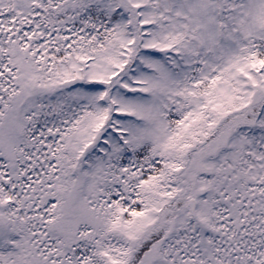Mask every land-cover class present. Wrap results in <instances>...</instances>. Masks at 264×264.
I'll list each match as a JSON object with an SVG mask.
<instances>
[{"label":"snow or ice","instance_id":"1","mask_svg":"<svg viewBox=\"0 0 264 264\" xmlns=\"http://www.w3.org/2000/svg\"><path fill=\"white\" fill-rule=\"evenodd\" d=\"M0 264H264V0H0Z\"/></svg>","mask_w":264,"mask_h":264}]
</instances>
